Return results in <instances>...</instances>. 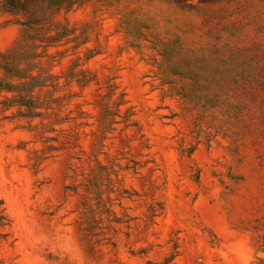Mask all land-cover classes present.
Returning a JSON list of instances; mask_svg holds the SVG:
<instances>
[{"label": "rangeland", "instance_id": "rangeland-1", "mask_svg": "<svg viewBox=\"0 0 264 264\" xmlns=\"http://www.w3.org/2000/svg\"><path fill=\"white\" fill-rule=\"evenodd\" d=\"M0 11V264H264V0Z\"/></svg>", "mask_w": 264, "mask_h": 264}, {"label": "trees", "instance_id": "trees-1", "mask_svg": "<svg viewBox=\"0 0 264 264\" xmlns=\"http://www.w3.org/2000/svg\"><path fill=\"white\" fill-rule=\"evenodd\" d=\"M29 0H0V11L18 13L28 8ZM11 226V220L7 214L4 201L0 198V239H5L8 233L4 229Z\"/></svg>", "mask_w": 264, "mask_h": 264}]
</instances>
